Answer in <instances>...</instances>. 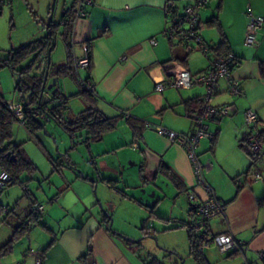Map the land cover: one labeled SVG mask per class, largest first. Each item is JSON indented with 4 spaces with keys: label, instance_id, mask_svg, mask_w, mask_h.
Listing matches in <instances>:
<instances>
[{
    "label": "crops",
    "instance_id": "crops-1",
    "mask_svg": "<svg viewBox=\"0 0 264 264\" xmlns=\"http://www.w3.org/2000/svg\"><path fill=\"white\" fill-rule=\"evenodd\" d=\"M166 1L93 0L85 7V14L76 20L72 56L82 58L85 50L89 52V66L77 68L81 76L95 83V94L89 103L108 117L127 111L130 119L122 115L114 128L98 139L85 141V130L76 134L77 143L85 144V154L89 156V162H85L96 167V171L91 165L83 168L84 176L66 163L79 167V162L72 160L67 150V147L76 149V145L67 142L54 145L43 136L42 128L30 133L25 126L28 137L14 142L22 144L24 153L36 166V174L30 179L38 182V190L37 193L29 191L25 181L30 176L23 172L19 179L22 185L25 183L32 200L25 195L26 191L20 196L21 183L16 187L11 185L16 182L10 183L4 193L1 191L0 203L8 212L0 225L6 232L5 239L10 238L19 224L30 223L32 201L42 204L44 211L13 244L11 252L4 255L3 263L89 264L90 256L91 264H144L137 245L127 243L102 223V208L109 213L104 208L109 200L103 198V191L110 183L105 180H111L121 200L131 202L140 210L143 223L145 207H152L156 214L155 209L158 211L166 200L170 202V211L162 214L166 216L156 214L169 220L164 223H171L170 218L177 217V211L181 210L187 217L185 223H190L194 207L187 193L193 191L205 198L207 192L197 183L184 148L158 133L155 126L194 132L197 124L189 116L186 101L204 99L205 86L167 87L158 91L155 85L169 80L168 69L173 62L195 74L207 70L215 56L213 50L207 56L197 51L187 53L167 39L164 34ZM172 1L181 10L193 0ZM214 1L212 7L198 13L200 33L210 46H216L222 39L227 41L231 53L238 58L231 75L243 95L230 94L226 82L219 80L218 90L207 102L229 103L235 110L228 117L206 121L215 138L200 139L197 154L201 162L210 160L211 167L204 171L203 177L225 207V218L215 215L209 219V235L231 232L247 249L244 253H221L215 245H210L202 253L208 264H264L258 257L259 252H264V180H245L249 168L264 176L261 168L264 164L259 163L264 154L257 164L251 165L250 157L240 147L247 134L245 109L252 108L258 115L259 128H264V76L260 73V62L264 61V25L257 32V46L250 47L244 41L247 7L252 13L264 16V0H222L220 11L216 10L218 0H209L207 4ZM12 2L9 0L8 4L11 6ZM214 15H217V24L208 25L207 21ZM45 104L47 109L53 107L49 101ZM65 109L70 116L83 110L68 106ZM49 133L56 135L55 141L57 136L64 138L55 131ZM126 161L138 163L136 186L138 191L143 190L140 196L128 194L131 184L122 177ZM121 182L124 186L120 188ZM149 184H154L155 189L148 190ZM96 193L102 208L95 200ZM110 201L111 209H115L116 204ZM116 229L125 233L121 228Z\"/></svg>",
    "mask_w": 264,
    "mask_h": 264
},
{
    "label": "built area",
    "instance_id": "built-area-1",
    "mask_svg": "<svg viewBox=\"0 0 264 264\" xmlns=\"http://www.w3.org/2000/svg\"><path fill=\"white\" fill-rule=\"evenodd\" d=\"M209 0H193L191 3L185 5L182 10L174 8V2L167 0L165 3V17L166 26L164 34L167 39L184 49L188 53L200 51L203 55L207 56L212 49L203 39L200 33V21L198 17L197 9L205 6ZM8 0H0V5L7 3ZM93 0H78L76 5L75 17L72 21L74 27L76 20L85 14V7L91 5ZM247 22L245 25V44L250 47H255L258 44L257 32L264 25V16L256 15L252 13L250 7L246 10ZM73 28L70 33L72 39ZM73 42V41H72ZM124 58V57H123ZM237 63V58L234 54H222L214 57L211 65L207 70L199 73L192 74L184 66L176 63H171L168 69L169 80L167 82L159 81L155 85V89L162 91L167 87H173L176 89H187L196 84H202L205 86L204 104L201 111L189 112V116L196 122L197 127L192 133H184L173 129L166 128L164 126L156 125L155 129L161 135L167 137L170 141L176 142L181 145L193 168L196 181L199 185L205 188L207 195L205 198H201L195 192L191 191L187 193L189 202L194 207V214L190 221V227L192 232L197 237L200 250L215 245L221 253H244L247 246L241 241L237 240L231 232H224L215 234L213 236L208 235V240L201 241L203 235L208 232L209 219L215 215H221L225 218L224 204L215 196L213 190L204 180L203 173L205 170H209L211 167L210 160L201 162L197 154V146L202 138L212 139L214 137L206 124V121L210 118L221 119L230 116L235 107L232 104L211 105L207 101L219 88V80L223 79L227 85V91L232 95H243V91L238 84L232 78L233 67ZM74 74L78 85L89 92L95 94V83L90 79L83 77L79 74L77 68L89 66V53L88 50L84 51L82 58L73 57ZM49 90L42 92V100L47 99ZM8 108L17 117L19 124L25 126V114L24 104L22 101L16 98V101L8 102ZM32 114L44 121H50L51 118L46 111L40 108H32ZM124 117H128L127 111H122ZM244 120L247 128V134L245 142L249 149L254 153H259L264 150L260 140V128L258 126V115L252 108L244 110ZM134 147L137 144L134 143ZM264 180V176L256 171L246 174L245 180ZM12 181V176L8 170L1 168L0 170V193L1 191ZM238 184L241 181H237ZM27 197L32 200L30 192L25 188ZM31 211L36 214H41L44 211L42 204L34 203L32 201ZM4 257V254L0 252V263ZM258 257L264 261V252H259ZM39 263V261H37Z\"/></svg>",
    "mask_w": 264,
    "mask_h": 264
},
{
    "label": "trees",
    "instance_id": "trees-1",
    "mask_svg": "<svg viewBox=\"0 0 264 264\" xmlns=\"http://www.w3.org/2000/svg\"><path fill=\"white\" fill-rule=\"evenodd\" d=\"M77 2L78 0H73L69 7L62 9L58 22H53L52 20L48 27H46L44 23V28L47 32L45 36L33 41H29L27 43H23L16 47H11L4 52L0 51V54L2 55L0 58V67L7 66L11 70V73L15 79V87L17 90L16 98L22 101L24 104L26 128L30 131V133H34L35 130L42 128V124L39 121V118L34 117L32 114V108H40L41 110L46 111L51 120L58 124L64 130V132L69 135L75 145L78 141V136L76 135L78 132L82 130L86 131L85 141H87L88 139H98L104 132L112 130L116 122L123 115L122 113L113 117L104 115L102 111L98 110L94 105L89 103L90 99L93 97V93L82 89L79 85L78 86L80 87V92L77 93V95H81L83 97V100L85 102H88V106L85 109L81 110L77 115L70 116L65 113V108H67L68 101L67 98L63 96L59 97V87L58 90L54 94H52V98L57 100V103L54 104L53 107L47 109L45 108L46 102H42L43 95L41 87L43 83V76L47 68L46 52L48 47L51 45L52 39L54 40L52 50L54 49L57 38L61 37L63 39L66 48V60L64 63L57 66L53 65L50 60V64L48 67V78L50 79L55 77L56 80H58L60 76L70 74L76 80L74 67L71 65V63L73 62L72 48L67 43V39L68 37H70V33L73 28L72 21L75 17ZM221 6L222 0H218L216 10L220 11ZM174 8H178L175 3ZM217 22V15H214L207 21V24L214 25L217 24ZM48 30H50V32H48ZM211 47L213 49L214 56L231 53L228 43L225 39H222L216 46ZM260 73L262 76H264V61L260 62ZM203 104V98H190L186 101L189 112L201 111L203 108ZM127 119L130 118L128 117ZM16 121H18L17 117L8 108L7 101L3 94L0 92V166L8 170L11 174V183H23V181L19 179V175L23 172H26L30 176L29 178H32V176L36 173L37 168L24 153L22 144H16L14 142L13 125ZM42 121L44 124L45 121ZM259 133L262 146H264V128H260ZM245 137L246 135L242 138L240 147L250 157L251 165H255L261 158L262 154H264V150L259 153L252 152L245 142ZM214 138L215 135L212 140H214ZM54 165L58 166L56 162H54ZM253 171L255 170L249 168L246 174ZM170 177L173 179L171 175ZM105 181L107 183H110L109 185L112 184L111 180ZM145 208L152 214V216L154 215L159 220H162L163 222L169 221L168 219H164L154 214L152 207L146 206ZM30 214V223H21L13 229L10 238L0 246L1 253H3L4 255L10 253L13 248V244L25 234L32 221H37L38 217L40 216V214L33 213L32 211ZM109 215V213L105 214L103 212L102 223H104L107 230L111 231L109 229ZM7 216L8 212L0 203V225L6 220ZM182 226H186L188 230L187 237L189 243V257L195 262V264H208L205 260L202 250H200L198 239L192 232L190 223H183ZM148 233V230L143 227V236L147 237ZM208 235L209 233L206 232L203 235L201 241L208 240ZM126 242L129 244L137 245V252L144 264H184L185 262L182 256L173 254L169 251L164 252L162 259L152 255L150 252H147L146 255L142 256L141 249H144V247L142 246L141 239L138 242Z\"/></svg>",
    "mask_w": 264,
    "mask_h": 264
},
{
    "label": "rangeland",
    "instance_id": "rangeland-1",
    "mask_svg": "<svg viewBox=\"0 0 264 264\" xmlns=\"http://www.w3.org/2000/svg\"><path fill=\"white\" fill-rule=\"evenodd\" d=\"M72 1L73 0H56L52 18L53 22H58L62 8L67 6L69 7ZM214 3L215 1L198 8L197 12L200 13V11H204L206 8L208 9V7H212ZM50 4L51 0H13L11 6L8 4V2L0 5V34H3V37L0 39V49L5 48L4 50H7L11 47H16L20 44L27 43L29 41H33L45 36L47 32L44 28V23H46L49 15L48 11L50 8ZM182 9L183 7L181 8V10ZM203 21H205L204 18ZM67 43L72 48L73 43L71 37H68ZM65 49L66 48L63 39L61 37H58L54 49L50 54V60L53 65L57 66L59 65V63L61 64L62 62H65ZM197 52L200 53V55L202 54L200 51ZM81 72L83 71L81 70ZM57 87H59V97L63 96L67 98L68 108L81 110L85 107L86 102L83 100L81 95H77V93L80 92V87L78 86L73 76H71L70 74L60 76L57 81ZM0 89L6 101H16L17 90L15 87V79L11 73V70L7 66L0 67ZM49 94L50 95H47V99L44 102L47 103L49 101L50 105H54L55 103H57V100L52 98L53 95L51 94V92ZM43 96L45 97L44 94ZM44 124L45 128L41 129V132L43 133V136L51 141L54 145L60 142H65V144L70 143L73 146L75 145L69 135L65 133L64 130L53 120L45 121ZM45 129H47L48 132ZM52 131H55L59 136L63 135L64 138L59 139L57 136L55 141L54 137H56V135H54L53 133H49ZM13 132L14 139H17L19 141H24L29 135L25 126L19 124L18 121H16L13 125ZM25 143L27 142L25 141L24 144ZM85 149V144L82 141L76 144V149L67 147L68 154H70L69 156L72 158V160H77L79 162L77 163L79 167H76V173L81 176H84L82 171L83 168L88 165H91V167L96 171V167L93 163H86L89 160V156L85 154ZM259 163L264 164V157H262ZM261 168L264 169V165H262ZM122 171V177L126 181H128L129 184H131V188L128 194H132L134 197L140 196L139 192L143 190H141L142 188H140V190L138 191L139 188L137 189L136 186L137 181H139L138 163L127 162L125 163V167L122 166ZM160 179L159 182H161ZM25 182L29 191L37 193L38 182L33 181L30 178L26 179ZM17 184L19 186L18 182L11 185L16 187ZM157 184L159 185V183ZM24 185L25 183L23 185L21 183L22 188L18 187L20 196H22V191L25 192ZM121 186H124L122 182L120 183V188ZM109 187L107 186V188H105V192L103 191V198L109 200L107 201V205L104 204V208L110 213V217L112 219V228L114 230L122 233L121 231L116 229L121 228L123 232H125L122 233L123 235L134 239L140 238L142 246L144 247V249H141V253L143 255H146L147 252H150L152 255L162 259L164 252L172 251L176 252L178 255L184 258V264H195V262L189 257L188 254V230L186 226H182V224L185 223L187 217L185 216V214H182L183 210L177 211V217H172L174 219L169 217L171 220V223L169 224L164 223L154 215L152 216L149 211L146 210V212L144 210L146 219L143 223V215L140 210H138V208L131 202L121 200V197L117 195V192H115V187L113 184L109 185ZM148 187V190L155 189L154 184H149ZM2 192L4 193V189ZM97 193L96 195H94L95 200H98ZM3 195L1 196V198H3ZM110 200H113V203L116 204L115 209H111ZM168 203L170 202H168L167 200L163 201L162 204L158 207V211L157 209H155L156 214H167L170 211V205H168ZM143 227H145L149 232L147 237H144L142 234ZM5 238L6 232L0 228V246L7 240ZM5 263L6 262L3 263V261H1L0 264Z\"/></svg>",
    "mask_w": 264,
    "mask_h": 264
},
{
    "label": "water",
    "instance_id": "water-1",
    "mask_svg": "<svg viewBox=\"0 0 264 264\" xmlns=\"http://www.w3.org/2000/svg\"><path fill=\"white\" fill-rule=\"evenodd\" d=\"M55 4H56V0H51L50 9H49V15H48L47 21L45 23L46 27H48L49 24L52 21L54 9H55ZM48 32H50V30H48ZM53 45H54V40L52 39L51 40V45L48 47L47 52H46V55H47V57H46V67L47 68H46V71H45L44 76H43V83H42V87H41V91L42 92L44 90H49L51 92V94H54L58 90V87L56 86V83H57L56 78L55 77L51 78L50 82H49L50 79L48 78V67H49V64H50V54H51V50H52ZM39 121L42 124V129H44L43 121L41 119H39ZM66 163H67V165H69L71 168H73L76 171V166L74 165V163H71L69 161H67ZM92 180L95 182L94 179H92ZM96 201L98 202L99 206H101V208H102L101 203L98 200H96ZM102 211L105 214H108V212L105 211L103 208H102ZM109 219H110V221H109V229L112 232H114L116 235H118L119 237H121L122 239H124L126 241L138 242L140 240V238H136V239L130 238V237H127V236L123 235L120 232L115 231L112 228V219H111L110 215H109ZM171 253L177 254L176 252H172V251H171ZM87 260H88L89 264H91V260L92 259H91L90 256L87 258Z\"/></svg>",
    "mask_w": 264,
    "mask_h": 264
}]
</instances>
